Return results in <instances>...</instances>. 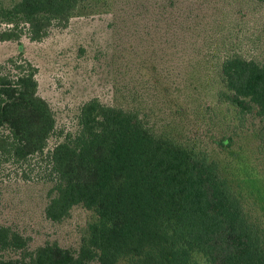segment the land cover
<instances>
[{
  "label": "rangeland",
  "instance_id": "rangeland-1",
  "mask_svg": "<svg viewBox=\"0 0 264 264\" xmlns=\"http://www.w3.org/2000/svg\"><path fill=\"white\" fill-rule=\"evenodd\" d=\"M16 2L0 0V9ZM224 49L264 65V0H88L39 43L0 42V64L22 54L37 68L38 95L55 118L46 153L78 131L90 99L133 111L156 137L215 162L264 240V120L220 101ZM9 159L0 154V229L18 240L0 258L28 261L45 245L77 254L95 214L76 205L61 221L48 220L53 184L36 169L23 178L26 167ZM192 259L207 264L200 254Z\"/></svg>",
  "mask_w": 264,
  "mask_h": 264
},
{
  "label": "trees",
  "instance_id": "trees-1",
  "mask_svg": "<svg viewBox=\"0 0 264 264\" xmlns=\"http://www.w3.org/2000/svg\"><path fill=\"white\" fill-rule=\"evenodd\" d=\"M85 2L17 0L0 9L7 26L0 42L24 36L39 43L52 28H66ZM218 57L220 101L264 120V65L228 49ZM37 72L22 54L0 64V154L26 167L23 178L36 169L53 184L48 220L61 221L76 205L96 218L77 254L45 245L28 261L0 258V264H197L195 253L207 264H264V240L218 165L156 137L137 113L90 99L80 108L78 131L46 153L55 118L38 95ZM17 240L0 229V249Z\"/></svg>",
  "mask_w": 264,
  "mask_h": 264
}]
</instances>
